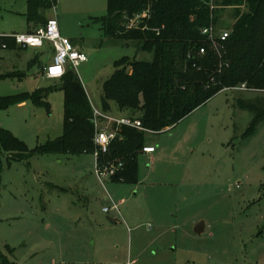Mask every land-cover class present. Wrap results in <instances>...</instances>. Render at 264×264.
Masks as SVG:
<instances>
[{
	"label": "rangeland",
	"instance_id": "obj_1",
	"mask_svg": "<svg viewBox=\"0 0 264 264\" xmlns=\"http://www.w3.org/2000/svg\"><path fill=\"white\" fill-rule=\"evenodd\" d=\"M54 1L43 12L86 55L74 72L93 109L105 113L103 87L115 63L150 62L153 54L105 36L107 0ZM27 14L28 0H0V39L28 34ZM233 14L221 13L219 33H231ZM53 58L47 42L0 49V97L40 92L43 101L0 110V127L29 148L15 159L2 155L0 263L264 264V122L246 136L254 114L240 105L264 107L262 93L222 91L173 128L146 133L156 154L140 155L138 182L103 184L94 154L33 153L64 134L62 78L41 74ZM106 114L138 117L115 103ZM114 205L118 212L104 213Z\"/></svg>",
	"mask_w": 264,
	"mask_h": 264
},
{
	"label": "trees",
	"instance_id": "obj_2",
	"mask_svg": "<svg viewBox=\"0 0 264 264\" xmlns=\"http://www.w3.org/2000/svg\"><path fill=\"white\" fill-rule=\"evenodd\" d=\"M108 15L99 19L105 36L126 43H137L139 51L153 54V60L125 57L115 63V73L104 84L102 105L105 113L115 103L119 111H128L132 119L154 133L173 128L196 109L225 90L245 85L249 91L264 95V0H107ZM56 5L54 0H28L29 33L48 22L43 11ZM246 6L245 12L241 11ZM150 7V18L139 28L128 29L130 20ZM233 8L235 24L226 42L215 45L202 34L219 26L221 13ZM9 49L15 40L5 38ZM205 49L201 55L200 50ZM6 77V76H5ZM4 78V77H0ZM65 94L64 134L54 142L39 146L33 153L93 154L95 125L90 98L74 70L62 77ZM33 101L41 104L42 95L22 93L0 97V110H8ZM260 104V102H258ZM254 114L246 136L264 122V107L240 101ZM146 132L123 127L109 151L99 162L123 163V169L110 181L138 182V161ZM29 148L0 127V176L2 155L18 158ZM0 264H12L3 260Z\"/></svg>",
	"mask_w": 264,
	"mask_h": 264
},
{
	"label": "built area",
	"instance_id": "obj_3",
	"mask_svg": "<svg viewBox=\"0 0 264 264\" xmlns=\"http://www.w3.org/2000/svg\"><path fill=\"white\" fill-rule=\"evenodd\" d=\"M150 18V7L143 14L130 20L127 24L128 29L139 28L140 21L142 19ZM202 34L215 45L218 46L219 42H226L231 33L223 31L218 32L217 28L210 27L204 29ZM15 40L18 47L23 49L27 48H42L47 42L51 45L53 50V61L49 66L45 68V76L49 79H61L64 77L69 69L76 70L82 64L87 62V57L82 52L78 51L70 39H67L61 35L59 22L53 18L48 20L45 26L40 27L34 33L14 35L9 37ZM0 49H8L4 39H0ZM200 54H205V49L200 50ZM243 90H248L245 85L241 87ZM94 125H95V137L94 144L96 150L94 156L96 158V173L98 179L104 184L106 181L111 180L113 177L123 169V163H103L99 162L101 154H105L109 151L110 145L118 138L120 129L123 127L135 128L146 133H153L142 127L139 120L132 118H120L114 119L108 116L106 113H101L97 109H94ZM156 151L153 146H145L142 154L152 155ZM104 213L118 212V206L114 205L110 208H105Z\"/></svg>",
	"mask_w": 264,
	"mask_h": 264
},
{
	"label": "water",
	"instance_id": "obj_4",
	"mask_svg": "<svg viewBox=\"0 0 264 264\" xmlns=\"http://www.w3.org/2000/svg\"><path fill=\"white\" fill-rule=\"evenodd\" d=\"M204 230H205V224L203 222H200L195 226V232L199 235L202 234Z\"/></svg>",
	"mask_w": 264,
	"mask_h": 264
},
{
	"label": "crops",
	"instance_id": "obj_5",
	"mask_svg": "<svg viewBox=\"0 0 264 264\" xmlns=\"http://www.w3.org/2000/svg\"><path fill=\"white\" fill-rule=\"evenodd\" d=\"M29 28V27H28ZM75 46V45H74ZM9 49V48H8ZM17 49H21V47H16V48H13L12 50H17ZM23 49V48H22ZM33 49H37V48H33ZM53 51V50H52ZM45 68L46 67H43V69H42V75L43 76H45ZM46 77V76H45ZM249 91V90H248ZM125 114V113H124ZM128 114H130L129 112H128ZM123 118H132V116H128V115H125ZM168 130V129H167ZM146 146H152V145H146ZM154 154H156V151H155V153ZM154 154H152V155H154ZM152 155H149V156H152Z\"/></svg>",
	"mask_w": 264,
	"mask_h": 264
}]
</instances>
